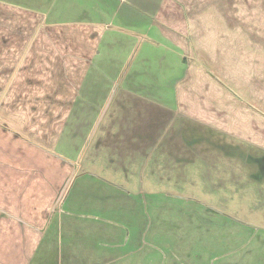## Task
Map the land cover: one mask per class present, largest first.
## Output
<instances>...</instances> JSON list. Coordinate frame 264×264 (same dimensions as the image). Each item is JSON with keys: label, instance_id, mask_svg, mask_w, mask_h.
Masks as SVG:
<instances>
[{"label": "crops", "instance_id": "crops-1", "mask_svg": "<svg viewBox=\"0 0 264 264\" xmlns=\"http://www.w3.org/2000/svg\"><path fill=\"white\" fill-rule=\"evenodd\" d=\"M178 193L264 226V0H0V264H205Z\"/></svg>", "mask_w": 264, "mask_h": 264}, {"label": "rangeland", "instance_id": "rangeland-1", "mask_svg": "<svg viewBox=\"0 0 264 264\" xmlns=\"http://www.w3.org/2000/svg\"><path fill=\"white\" fill-rule=\"evenodd\" d=\"M147 199L137 196L134 200V222L152 224L154 238L160 233L155 229L163 228L169 238L216 241V246L202 247L201 258L195 262L204 259L205 264H264V226L249 224L246 220L249 215L209 209L205 200L184 193ZM260 219L264 222V216Z\"/></svg>", "mask_w": 264, "mask_h": 264}]
</instances>
